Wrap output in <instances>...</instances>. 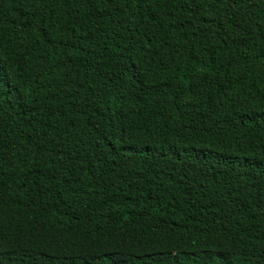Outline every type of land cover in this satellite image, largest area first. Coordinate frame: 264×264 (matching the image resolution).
<instances>
[{
  "label": "trees",
  "instance_id": "1",
  "mask_svg": "<svg viewBox=\"0 0 264 264\" xmlns=\"http://www.w3.org/2000/svg\"><path fill=\"white\" fill-rule=\"evenodd\" d=\"M0 264H264V0H0Z\"/></svg>",
  "mask_w": 264,
  "mask_h": 264
}]
</instances>
